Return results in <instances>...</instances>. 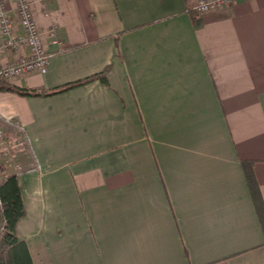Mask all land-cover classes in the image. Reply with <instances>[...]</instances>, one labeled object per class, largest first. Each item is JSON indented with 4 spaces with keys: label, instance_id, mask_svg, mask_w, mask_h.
Listing matches in <instances>:
<instances>
[{
    "label": "crops",
    "instance_id": "0c3cea01",
    "mask_svg": "<svg viewBox=\"0 0 264 264\" xmlns=\"http://www.w3.org/2000/svg\"><path fill=\"white\" fill-rule=\"evenodd\" d=\"M32 1L53 56L10 83L107 82L0 91V127L30 139L13 151L31 264H264L242 166L264 200V0Z\"/></svg>",
    "mask_w": 264,
    "mask_h": 264
},
{
    "label": "built area",
    "instance_id": "2783aa9c",
    "mask_svg": "<svg viewBox=\"0 0 264 264\" xmlns=\"http://www.w3.org/2000/svg\"><path fill=\"white\" fill-rule=\"evenodd\" d=\"M16 15L13 16L8 8L7 0H0V82H9L26 73H46L53 54L48 51L43 40L38 23L33 12L32 0H13ZM234 0H198L194 6L200 14L214 11ZM15 23H19L22 33H17ZM51 35L54 30H51ZM56 42V41H55ZM30 48V55L12 62H4L1 54L17 51L21 47ZM16 125L14 121H8ZM18 133L13 137L6 129L0 127V207L1 186L10 175L20 176L26 169L15 156L13 148H24L30 139L22 133L23 128L18 126Z\"/></svg>",
    "mask_w": 264,
    "mask_h": 264
},
{
    "label": "trees",
    "instance_id": "16d2710c",
    "mask_svg": "<svg viewBox=\"0 0 264 264\" xmlns=\"http://www.w3.org/2000/svg\"><path fill=\"white\" fill-rule=\"evenodd\" d=\"M106 72L107 70L99 75L65 84L52 90L22 88L9 82L1 81L0 91H10L22 96H49L89 83L97 78L107 82ZM242 166L264 233V200L254 175V162L243 160ZM1 198L3 205L0 207V264H31L27 247L24 242L19 241L16 233L18 222L26 214L18 176L10 175L6 179L1 186Z\"/></svg>",
    "mask_w": 264,
    "mask_h": 264
}]
</instances>
